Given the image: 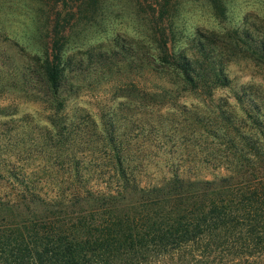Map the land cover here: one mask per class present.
I'll return each instance as SVG.
<instances>
[{
	"label": "trees",
	"instance_id": "16d2710c",
	"mask_svg": "<svg viewBox=\"0 0 264 264\" xmlns=\"http://www.w3.org/2000/svg\"><path fill=\"white\" fill-rule=\"evenodd\" d=\"M59 2L66 10L46 15L39 53L22 47L18 58L0 33V94L49 110L41 140L11 146L14 157L0 160V194L5 185L11 190L9 199L0 197V214L12 216L9 224L1 218L0 264H264V96L235 85L228 71L246 60L264 72V28L245 22L198 32L176 51V7L157 0L147 13L145 37H116L107 47L67 55L65 30L78 12L73 1L56 0L55 6ZM208 3L224 20L226 0ZM126 69L144 84L141 108L156 97L189 92L212 98L215 90H229L241 117L226 100L211 112L214 121L194 119L207 138L204 162L216 163L219 174L174 173L162 184L142 186L127 156L131 147L117 134L119 114L99 124L87 109L67 114L84 84L95 78L111 83ZM152 79L166 85L149 88ZM246 118V131L234 127ZM105 166L112 176H104Z\"/></svg>",
	"mask_w": 264,
	"mask_h": 264
},
{
	"label": "rangeland",
	"instance_id": "374dc122",
	"mask_svg": "<svg viewBox=\"0 0 264 264\" xmlns=\"http://www.w3.org/2000/svg\"><path fill=\"white\" fill-rule=\"evenodd\" d=\"M55 1L0 0V33L3 39L8 38L6 45L11 54L19 58L22 47L29 53H39L44 48L46 15L55 16L58 10H66L62 2L55 6ZM71 1L70 7H75L78 13L76 20H72L65 30V34L70 35L65 51L67 55L97 49L102 45L107 47L116 37L131 40L145 37L150 31L147 14L150 13V5L157 7V0ZM170 1L176 7L171 14L172 45L176 51L187 47L198 32H223L242 27L245 22L264 28V0H226V14L222 21L217 18L208 0ZM228 71L235 85L253 87L264 96V72L255 64L237 60L229 65ZM136 74L126 69L111 83L95 78L84 84L77 98L70 100L67 114L71 116L77 109H87L98 124L103 122V116L106 121L112 119L114 113L119 114L122 122L118 125L117 134L131 147L127 156L135 163L133 171L142 186L162 184L174 173L205 179L219 174L216 163L208 165L204 162L206 154L201 149H204L207 138L194 119L199 118L205 125L214 121L215 115H210L211 112L218 113L222 101L226 100L241 117L242 110L229 90H215L212 98L189 92L156 97L149 104L151 106L141 108L137 104L146 92L142 90L144 84ZM153 85L165 86L166 83L152 79L148 87ZM48 117L49 110L41 103L0 94V160L14 157L11 146L22 149L40 141L43 127L48 125ZM250 125L247 118L244 122L237 120L234 123V127L241 128L243 132L246 131L244 126ZM213 143L220 144L217 141ZM103 173L105 177L113 175L107 166L103 167ZM92 185L98 187L96 182ZM8 187L5 185L1 189L2 201L11 195ZM5 215L7 223L11 221V213L0 214V224Z\"/></svg>",
	"mask_w": 264,
	"mask_h": 264
}]
</instances>
